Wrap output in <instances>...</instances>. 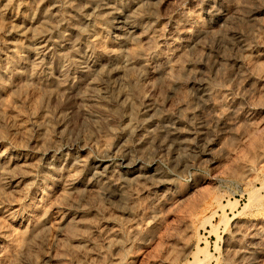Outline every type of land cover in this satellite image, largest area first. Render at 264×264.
<instances>
[{"label":"rangeland","instance_id":"374dc122","mask_svg":"<svg viewBox=\"0 0 264 264\" xmlns=\"http://www.w3.org/2000/svg\"><path fill=\"white\" fill-rule=\"evenodd\" d=\"M7 1L24 5L11 14L1 15ZM33 1L0 0V66L10 65L7 61L16 59L8 52L12 38L4 31L10 23L8 18H14L17 13V20L35 19ZM52 1L49 0V4H55L53 9H57L54 11L57 25L54 20L29 32L47 35L51 42L60 45L63 43L62 51H68L77 43L79 53L85 51L87 41L95 39L94 47L99 56L90 67L76 69V73L71 70L75 79L70 82V91L50 97L47 90H55L52 85L66 68L61 61V52L55 51L45 67L39 69L41 81L29 78L28 68L20 66H13L9 73L0 74V264H84L91 258L99 260V264H106L110 259L111 264H125L126 260L127 264H264V57L254 58L241 47L232 50L224 44L223 55H236L239 61L223 64L217 71H209L204 76L205 90L202 92L212 93L220 104V109H213L196 90L180 85L186 78L181 73L163 79L157 73L152 74L156 65L153 69L151 65L148 72L152 69V79L150 76L147 79L149 73H144L138 62L136 67L137 63L128 57L136 52L134 43L138 47L143 42L128 37L124 28L115 23L111 9L118 5L115 9L122 11L123 16L135 15L137 25L146 29L156 24L168 35L173 29L172 34L177 32L181 20L186 19L187 31L191 29L192 20L199 18L203 21L200 6L205 0H155L150 7L144 0H103L106 3L102 0ZM244 5L260 7L261 13L253 20L238 22L236 28L243 35L240 40L248 45H256L258 41L264 51V0H249ZM167 28L171 29L170 32ZM213 31L215 33L218 29ZM107 50L117 53L106 56L103 52ZM239 70L245 77L252 76L249 79L253 81L259 79L257 83L249 82L260 93L256 91L242 98L237 76ZM86 79L93 84L86 86ZM167 80L170 81L167 83ZM82 96L85 97L83 102L79 100ZM145 98L156 103L161 101L159 105L164 108L163 113L172 118L179 117L178 130H174L169 138L159 131L160 121L153 123L154 126L147 122L148 115L142 109ZM183 100H187L186 103ZM227 103L239 110L233 116H227L231 122L235 120L229 128L222 127L217 121L226 112ZM199 121H203L201 128L196 124ZM76 154L86 159L77 167L79 170L71 162ZM3 155L5 157L1 158ZM132 159L138 161L137 165L132 164ZM98 161L107 165L106 171L119 179L120 187L126 192L103 182L96 185L103 183L105 187L85 188L84 183L92 176L89 170ZM101 170L96 168L103 173ZM72 175L74 178L70 177ZM70 179L78 182L71 190L67 188ZM101 186L106 192L100 189ZM94 192H98L97 197ZM70 215L85 219H79L81 227L71 228ZM154 215L157 219L153 218ZM32 219L39 222L42 219L38 230H32L36 235L30 231ZM107 222V228L111 225L114 230L120 229L116 230L117 244L115 238L106 248V243L99 240V228H106ZM75 233L80 238L77 239ZM94 234L95 240L99 238L96 241ZM74 237L82 244L79 245ZM82 237L88 241L84 242ZM98 240L103 247L99 242L97 244ZM115 245L122 246L115 250ZM234 248L240 251H233ZM114 253L116 255L112 256Z\"/></svg>","mask_w":264,"mask_h":264},{"label":"bare ground","instance_id":"6f19581e","mask_svg":"<svg viewBox=\"0 0 264 264\" xmlns=\"http://www.w3.org/2000/svg\"><path fill=\"white\" fill-rule=\"evenodd\" d=\"M52 1V0H51ZM60 1V0H58ZM71 1V0H69ZM101 1V0H100ZM103 1V0H102ZM106 1V0H105ZM105 1H103L104 3H106ZM141 1V0H140ZM145 3L147 4V7L149 5L152 6L155 4V0H144ZM203 1V0H202ZM206 2H204L201 6H200V12L201 14L204 15V20L202 18L203 21L198 20V19H194L192 18V16H190L192 19V22H191V25L189 26L191 29L189 31L186 30L187 26H188V23L184 20L182 22L181 19V24L179 26V28L177 29V32L174 34H172V30L171 31V34L168 33V35H165L162 31L164 30H160L156 24L152 25L151 27H148L146 29H144L143 27L137 25L136 21H135V15H129L128 17H125L123 16V12L120 11V10H116L115 8H118V5L115 7V8H112V11H113V15L115 16L114 18L116 19L115 23L116 24H120L121 26L120 27H123L124 30L126 31L128 37L132 40V41H135V42H138V41H142L143 43L140 44L138 47L137 45L135 46V43H134V48L136 49V52H133V53H130V56H128L130 59L129 60H132V62H135V63H139V65L141 64V67H143V70L144 73H147L149 70V67L151 66L152 69L154 68V66L156 65V68L154 69L153 71V75L155 73L159 74L163 79H171L173 78V75L175 74H183V76H185V80L183 78V81L182 84L180 83V85H184L186 86V88H193L194 90H196L201 97H204V100L207 101L206 103L209 105L211 104L213 109L217 108V109H220L218 108L220 106V104H218V102L216 101V99L214 97H212V93L211 94H207V93H203L202 91H204L205 89V81H204V76L207 74V72H211V71H217L219 69V67H222L223 64H227V63H230V62H233V64H235V61H239L237 60V57L236 55H232L231 56H225L223 55V47H224V44H228L229 47L232 49V50H235V49H238L241 47V49L243 48L244 51H246L249 55L253 56L254 58H261L262 56L264 57V51L262 49H260V43H256V45H248L247 42L246 43H243V41L240 40V33L239 31L237 30L236 28V25L238 24V22L240 20H243V19H255V16H257L258 14L261 13L260 11V7L259 9H257L256 7H252L249 8L250 6H246L244 5V3H248L249 0H245V2H242L241 0H238V1H241L240 3H238V1L236 0H205ZM34 10L36 11V14L37 16L35 15V19L34 18H31V19H24L23 21L20 20H17L19 19V14H15L13 17L14 18H8V20H10V23H8L5 28H4V31L5 33H7L9 36H12V38L10 39L11 41H9L8 43V47H9V53H11L12 55L15 56V60L14 62H10V61H7V64L9 63L10 65H5V66H0V74H6V73H9L12 69H13V66H20V67H25V68H28V70L30 71V74L28 76H30L29 78H32V79H36L38 80V71L39 69L41 70V67L46 65V63L51 59V56L52 54L55 52V51H58L62 57H61V61L64 65V67H66L65 69L62 70V72L60 73V76H58L57 80L55 81V85H52L55 87V90H47V94H48V97L50 96H53V95H56L57 93L59 92H68L70 91V82L72 83V80L75 79L74 78V75L72 76V73H71V70H75L76 69H86L88 67H90V65H93L95 64V62L98 60V56H99V51L97 49H95V39H90L89 41L86 42V45H85V51L83 53H79L78 49L76 48L77 46V43H74L73 44V47L71 49H69L68 51H62L60 50L61 49V45L63 44H59V42H51V40H49L48 36L47 35H44V34H36V33H32L31 31L29 32V30H33L35 28H38V27H43L44 26V23H52V21L54 22L55 20V23L56 24V19H55V12L56 11L53 9L54 8V5L53 4H49V0H34ZM53 2V1H52ZM55 2V1H54ZM66 2V1H65ZM73 2H75L73 0ZM136 2V1H135ZM139 2V0H138ZM143 2V1H142ZM162 2V1H161ZM256 2V1H255ZM69 3V2H68ZM100 3V2H99ZM251 3V2H250ZM60 4V3H59ZM102 3H100L101 5ZM137 4V3H136ZM142 4V3H141ZM145 4V5H146ZM157 4V3H156ZM251 4H254L251 3ZM24 4L22 3H10L9 1H7L3 6V10L1 12V15L3 14H11V12H13V10H17V9H21L23 7ZM72 5H76V4H72ZM106 5V4H105ZM111 5V4H110ZM59 6V5H58ZM68 6V5H67ZM90 6V5H89ZM98 6V5H97ZM112 6V5H111ZM129 6V5H128ZM135 6V5H134ZM199 6V4H198ZM245 6L248 7L247 9H245ZM73 7V6H72ZM78 7V6H77ZM110 7V6H109ZM125 7V6H124ZM131 7V6H130ZM129 7V8H130ZM25 8V7H24ZM49 8V9H48ZM198 8V7H197ZM133 9V8H132ZM131 9V11H132ZM136 8H134L133 10H135ZM130 10V9H129ZM55 11V12H54ZM128 12V10H126ZM139 12V9L137 10ZM136 11V12H137ZM196 11V10H195ZM135 12V11H134ZM142 12V11H141ZM58 13V12H57ZM140 13V12H139ZM198 13V12H197ZM102 14V13H101ZM112 14V13H111ZM125 14H128V13H125ZM132 14V13H131ZM188 14V13H187ZM194 14V13H193ZM200 13H198L199 15ZM58 15V14H57ZM189 15H192L189 14ZM138 16V14H137ZM182 16V15H181ZM188 16V15H187ZM184 17V16H183ZM186 17V16H185ZM184 17V18H185ZM189 17V18H190ZM195 17V16H194ZM187 18V19H189ZM190 18V19H191ZM176 19V18H175ZM174 19V20H175ZM111 20V19H110ZM113 20V19H112ZM173 20V21H174ZM207 20V21H206ZM170 21V20H169ZM177 21V19H176ZM188 21V20H187ZM205 22H208V23H205ZM177 23V22H176ZM60 24V22L58 23ZM158 24V23H157ZM172 24V23H171ZM170 24V25H171ZM57 25V24H56ZM159 25V24H158ZM174 26V25H173ZM176 26V25H175ZM174 26V27H175ZM57 27V26H56ZM177 27V26H176ZM163 28V27H162ZM218 29V31H216L214 33V29ZM168 29V28H167ZM166 29V31H167ZM170 29V28H169ZM168 29V32H170ZM171 30V29H170ZM176 30V28H175ZM165 31V32H166ZM174 32V31H173ZM189 32V33H188ZM167 34V33H166ZM259 35V34H258ZM243 36V35H241ZM262 36V35H261ZM261 36H258L260 37L261 39ZM16 37V38H15ZM48 37V38H47ZM94 38V37H93ZM263 38V37H262ZM85 39V38H84ZM227 39V41H225ZM258 39V38H257ZM264 40V39H262ZM261 40V42H262ZM60 41V40H59ZM84 41V40H83ZM225 41V42H224ZM260 41V40H259ZM62 42V40H61ZM60 42V43H61ZM64 42V41H63ZM76 42V40H75ZM79 42V41H77ZM252 43V42H251ZM131 44V43H130ZM81 45V44H80ZM131 46V45H130ZM128 46V47H130ZM133 46V45H132ZM137 47V48H136ZM263 47V46H262ZM261 47V48H262ZM110 48V47H109ZM133 48V49H134ZM105 49V48H104ZM103 49V50H104ZM114 49V48H113ZM102 50V49H101ZM131 50V48H130ZM117 51V50H116ZM81 52V51H80ZM229 52V51H228ZM103 53L106 54V56H110L112 57V55L115 53L114 50H107V51H104ZM117 53V52H116ZM115 53V54H116ZM138 55L136 56L135 54ZM59 54V55H60ZM102 54V53H100ZM119 54V53H118ZM228 54V53H226ZM237 54V53H235ZM114 56V55H113ZM263 59V58H262ZM4 60V59H3ZM11 60V59H10ZM234 60V61H232ZM245 60V59H244ZM243 60V61H244ZM261 60V59H260ZM128 61V60H127ZM241 61V60H240ZM250 61V60H249ZM257 61V59H256ZM129 62V61H128ZM248 62V60L246 61ZM245 62V63H246ZM264 62V61H263ZM130 63V62H129ZM134 63V65H135ZM138 63L136 65V67L138 66ZM241 63V62H240ZM239 63V64H240ZM244 63V64H245ZM250 63V62H249ZM248 63V65H249ZM133 65V63H131ZM130 64V65H131ZM49 65V64H48ZM232 65V64H231ZM242 65V64H240ZM9 66V67H8ZM238 66V65H237ZM251 66V64H250ZM248 66V67H250ZM63 67V68H64ZM244 66H242L241 68L243 69ZM247 67V66H245ZM15 68V67H14ZM239 68V69H241ZM138 70V68H136ZM140 69V68H139ZM151 69V68H150ZM152 69H151V72H152ZM46 70V69H45ZM44 70V71H45ZM100 70V69H99ZM248 70H250V68H248ZM140 71V70H139ZM241 70H239V72L237 71V76L238 78L240 79L239 80V87H240V95L242 96V98L246 97V96H249L248 94H251L253 92H258V88H253L251 86V82H249V80H252V79H249L250 77H245L244 76V72H240ZM244 71V70H243ZM73 72V71H72ZM82 72V71H81ZM151 72L149 73V75L147 74V79L148 77L150 76L151 77ZM246 72V71H245ZM43 73V72H42ZM76 73V72H75ZM249 73V72H248ZM264 73V72H263ZM262 73V74H263ZM80 74V73H79ZM151 74V75H150ZM216 74V73H214ZM260 73V75H262ZM42 75V74H41ZM78 75V74H77ZM246 75V74H245ZM255 75V74H254ZM258 75V74H256ZM182 76V77H183ZM232 77V75H230ZM229 76V77H230ZM41 77V76H40ZM146 77V75H145ZM180 77V76H179ZM144 78V77H143ZM217 78V77H216ZM257 77H255L256 79ZM40 79V78H39ZM44 79V78H43ZM146 79V78H145ZM152 79V77H151ZM162 79V80H163ZM176 79V78H175ZM220 79V78H219ZM254 79V77H253ZM258 79V78H257ZM46 80V79H45ZM237 80V79H236ZM41 81V79H40ZM44 81V80H42ZM168 81L170 80H167L166 82L168 83ZM178 81V80H177ZM253 81V80H252ZM256 82V80H254ZM253 81V82H254ZM259 81V79L257 80V82ZM261 81V79H260ZM264 81V80H262ZM83 82V81H82ZM85 82V81H84ZM220 82L219 80H217V83ZM252 82V83H253ZM256 82V83H257ZM37 83V82H36ZM91 81L86 79V82H85V85L88 86V85H91ZM177 82H175V85H176ZM237 83V82H236ZM93 84V83H92ZM178 84V83H177ZM220 84V83H219ZM235 84V83H234ZM83 85V86H85ZM178 85V86H180ZM217 85V84H216ZM256 85V84H255ZM259 85V84H258ZM0 86H1V82H0ZM85 86V88H86ZM171 86L172 83H171ZM177 86V87H178ZM208 86V85H207ZM218 86V85H217ZM223 86V85H222ZM48 87V85H47ZM46 87V88H47ZM176 87V86H175ZM212 87V86H211ZM235 87V86H234ZM170 88V87H169ZM179 88V87H178ZM184 88V87H182ZM217 88V87H216ZM263 88V87H262ZM236 89V88H235ZM225 89H223L224 91ZM229 90V89H228ZM263 90V89H262ZM46 91V90H45ZM184 91V89L182 90ZM186 91V90H185ZM226 91V90H225ZM237 91H238V88H237ZM236 91V92H237ZM150 93V91H148ZM174 92V91H173ZM220 93V92H219ZM231 93V92H230ZM233 93V92H232ZM231 93V94H232ZM260 93V92H258ZM262 93V92H261ZM264 93V92H263ZM146 94V92H145ZM222 94V93H221ZM220 94V95H221ZM255 94V93H254ZM46 95V94H44ZM143 95V94H142ZM153 95V94H151ZM218 95V94H217ZM218 95V96H220ZM239 95V96H240ZM233 96V95H231ZM238 96V97H239ZM76 97L78 98V96L76 95ZM143 97V96H142ZM148 97V96H147ZM153 97V96H151ZM257 97V96H256ZM219 98V97H218ZM237 98V97H236ZM240 98V97H239ZM140 99H141V95H140ZM144 99V98H143ZM155 99V98H154ZM220 99V98H219ZM225 98L223 97V100ZM233 99V97H232ZM238 99V98H237ZM252 99V98H251ZM80 101H84L85 100V97H80L79 98ZM228 100V99H227ZM231 100V98H230ZM246 100V99H245ZM249 100V99H248ZM253 100V99H252ZM143 101V100H142ZM158 101V100H157ZM178 101V100H177ZM186 101L187 100H183ZM220 101V100H218ZM250 101V100H249ZM254 101V100H253ZM144 104H143V112L148 115V123H152V126L153 123L155 124L157 121H160L159 123L162 125L160 126V130L159 131H162L164 135H166V137H170V135L172 136L173 131L174 130H178L177 126L179 127V124H180V120H179V117L178 118H172L171 116H168L167 114L163 113L164 111V108H161L162 106L159 105V103L161 101H158V103H156V101H152L150 100V98H145V101H143ZM141 102V103H143ZM223 102H226V101H223ZM222 102V103H223ZM229 102V101H228ZM234 102V101H233ZM248 102V101H247ZM252 102V101H251ZM250 102V103H251ZM181 102H179L178 104H180ZM184 103V104H185ZM188 103V102H187ZM183 104V102L181 103ZM224 104V103H223ZM228 104V103H227ZM226 104V105H227ZM254 104V103H253ZM141 105V104H140ZM163 105V104H162ZM187 105V104H186ZM240 105V103L238 104ZM245 105V104H244ZM242 105V106H244ZM264 105V104H263ZM178 106V105H177ZM180 106V105H179ZM260 106V105H259ZM165 107V105H164ZM176 107V106H175ZM210 107V106H209ZM239 107V106H238ZM245 107V106H244ZM262 107V105H261ZM141 108V106H140ZM185 108V107H184ZM183 108V110H184ZM250 108V107H249ZM248 108V109H249ZM166 109V108H165ZM186 109V108H185ZM247 109V108H246ZM250 110V109H249ZM140 111V110H139ZM181 111V110H180ZM215 112V110H213ZM213 111H212V114H213ZM226 112H222L223 116L222 117H219V119L217 120L220 124H222L223 126L222 127H225V128H229L230 126H233L232 123H234V121H230L229 118H227L228 115H232L233 114H236L239 112V110L233 105V104H228L227 107H226ZM157 112V113H156ZM165 112V111H164ZM168 112H170L168 110ZM218 112V111H217ZM220 112V110H219ZM246 112V111H245ZM254 112V111H253ZM251 113V112H250ZM143 114V113H142ZM145 115V117H146ZM173 115V114H172ZM217 115V114H216ZM215 115V116H216ZM219 115V114H218ZM221 115V114H220ZM198 116V115H197ZM200 116V115H199ZM236 116V115H235ZM234 116V117H235ZM248 116V115H246ZM231 117V116H230ZM240 117V116H238ZM34 118V117H32ZM203 119V116L201 117ZM242 118V117H241ZM250 118V117H249ZM198 119V118H197ZM235 119V118H234ZM244 119V118H243ZM204 120V119H203ZM250 120V119H249ZM241 122V120H239ZM243 121V120H242ZM216 122V121H215ZM145 123V122H144ZM148 123H146L148 125ZM217 123V122H216ZM157 124V123H156ZM159 124V125H160ZM198 125V128H201L202 125H203V121H199L198 123H196ZM218 124V123H217ZM206 125V123H204V126ZM237 125V124H236ZM141 126V125H140ZM182 126V125H181ZM143 127V126H142ZM149 127H151L149 125ZM48 128V127H47ZM144 128H147V127H144ZM141 129V128H140ZM139 129V130H140ZM149 129V128H147ZM145 130V129H144ZM149 131V130H148ZM232 132V131H231ZM157 133V132H155ZM158 134V133H157ZM154 135V134H153ZM156 135V134H155ZM156 138V136H155ZM152 139V138H151ZM161 139V138H160ZM174 139V138H173ZM144 140V139H143ZM148 141V140H147ZM151 141V140H150ZM145 143V142H144ZM160 143V142H159ZM162 143V142H161ZM160 143V144H161ZM139 146V145H138ZM140 147V146H139ZM159 147V146H158ZM163 147V146H162ZM160 148V147H159ZM161 149V148H160ZM9 151V150H8ZM2 154V153H1ZM5 154V153H3ZM75 154V153H74ZM6 155V154H5ZM136 156V155H135ZM134 156V157H135ZM5 157L4 155L1 157L3 158ZM7 158V157H6ZM5 158V160H6ZM15 158V156H14ZM58 158V157H56ZM60 158V157H59ZM86 158V157H85ZM133 158V156H132ZM138 158V157H137ZM72 163L74 164V166L77 167H80L84 164V162H86L85 160L82 159V157H80L78 154L74 155L72 157ZM88 159V158H87ZM61 160V159H60ZM59 161V160H58ZM132 164L135 166L137 165V162L136 160L132 159ZM2 162V161H1ZM103 162V161H102ZM102 162H99L98 163H94L92 165V169H90L89 171H91L92 173V176H91V179L87 180L86 183H84L85 185V188H88V189H92L95 186H98L96 185L97 182L101 183H105L107 186L110 184V185H113L115 186L116 188L115 189H122L120 187V183H119V179H115L114 178V175L111 174L109 171H106V166L107 165H104ZM2 164V163H1ZM5 163H3L4 165ZM7 164V163H6ZM72 164V165H73ZM89 164V163H88ZM106 164V162H105ZM73 166V168H74ZM3 167V166H2ZM5 167V166H4ZM90 167V165H89ZM74 168V169H76ZM88 168V166H87ZM96 168H101L103 171V173H99V171H96ZM108 168V167H107ZM73 169V170H74ZM78 169V168H77ZM89 169V168H88ZM109 169V168H108ZM111 169V168H110ZM79 170V169H78ZM76 170V171H78ZM100 171V172H101ZM113 171V170H112ZM111 171V172H112ZM81 172V171H80ZM87 172V169L86 171ZM85 172L83 173L85 175ZM104 172H106V175H104ZM77 173V172H76ZM89 173V172H88ZM90 173V174H91ZM115 173V172H114ZM79 174V173H77ZM81 175V174H80ZM87 175V174H86ZM5 176H3L4 178ZM70 177H73L70 176ZM69 177V178H70ZM78 177V176H77ZM76 177V178H77ZM74 178V177H73ZM86 178V176H85ZM83 178V179H85ZM88 178V177H87ZM130 178V177H129ZM8 179V178H6ZM79 179V178H78ZM135 179V178H134ZM10 180V179H9ZM8 180V181H9ZM72 179H70L71 181ZM131 180V179H130ZM6 181V180H5ZM4 181V182H5ZM11 181V180H10ZM9 181V182H10ZM84 181V180H83ZM132 181V180H131ZM76 182V179L75 180H72L71 182L68 181V187L67 188H72V186L74 185V183ZM81 182H82V179H81ZM17 183V182H16ZM78 183V182H76ZM102 183V184H103ZM8 184V182H7ZM67 184V183H66ZM82 184V183H81ZM100 184V185H102ZM122 184V183H121ZM11 185V184H10ZM77 185V184H75ZM99 185V186H100ZM105 185V186H106ZM15 186V185H14ZM79 186V185H78ZM98 186V187H99ZM104 186V185H102ZM100 189H104V187H102ZM66 187V186H65ZM76 187V186H75ZM79 187H82V186H79ZM67 188H65L67 190ZM77 188V187H76ZM123 188H124V185H123ZM65 189H63L65 191ZM74 189V188H73ZM95 189H99V188H95ZM111 189V188H110ZM125 189V188H124ZM107 190V189H106ZM109 190V189H108ZM123 190V189H122ZM69 191V190H68ZM86 192V190H84ZM96 191V190H95ZM104 191V190H103ZM125 191V190H123ZM91 192V191H90ZM106 192V191H104ZM122 192V191H120ZM126 192V191H125ZM67 193V192H65ZM87 193V192H86ZM95 193V192H94ZM98 193V192H96ZM95 193V195H96ZM100 193L102 194V192L100 191ZM99 193V195H100ZM118 193V192H117ZM124 193V192H123ZM123 193H120V195H122ZM160 193V192H159ZM163 193V192H162ZM168 193V192H167ZM89 194V192H88ZM157 194V193H156ZM156 194H154L153 196H155ZM93 196V192L91 194ZM104 195V193H103ZM126 195V194H125ZM161 195V194H160ZM88 196V195H87ZM86 196V197H87ZM98 195H96L97 197ZM108 196V195H107ZM163 196V194H162ZM160 196V197H162ZM165 196V195H164ZM168 196V195H167ZM155 198V197H154ZM87 199V198H86ZM156 199V198H155ZM160 199V198H159ZM159 199H156L157 201ZM152 200V198H151ZM87 201V200H86ZM150 201V200H149ZM153 201V200H152ZM157 201H153V202H157ZM161 201V200H159ZM165 202V201H163ZM87 203V202H86ZM151 203V202H150ZM85 204V203H84ZM154 204V203H153ZM72 205V204H71ZM81 205V204H80ZM152 205V204H151ZM157 205V204H155ZM160 205V203L158 204ZM163 205V203H162ZM67 206V205H66ZM65 206V207H66ZM74 206V205H73ZM150 206V205H149ZM81 207V206H80ZM152 208V206H150ZM158 207V206H157ZM155 207V208H157ZM160 207V206H159ZM78 208V207H77ZM140 208V207H139ZM154 208V209H155ZM82 209V208H81ZM153 209V208H152ZM159 209V208H158ZM67 210V207L66 209ZM138 210V209H137ZM151 210V209H150ZM68 211V210H67ZM70 211V210H69ZM78 211V210H77ZM149 211V210H148ZM147 211V212H148ZM144 212V211H143ZM151 212V211H149ZM149 212L147 213L149 215ZM141 213V212H139ZM78 214V213H77ZM80 214V213H79ZM83 214V213H82ZM81 214V215H82ZM146 214V213H145ZM150 214H153L152 212ZM68 215V214H67ZM73 215V214H72ZM70 215V216H72ZM76 215V213L74 214ZM137 215V214H136ZM144 215V213H143ZM69 216V217H70ZM80 216V215H79ZM78 216V217H79ZM138 216V215H137ZM150 216V215H149ZM149 216H148V219H149ZM74 217V216H72ZM70 217V223L69 224L71 226L72 229H76L77 225L80 224V220L81 217L78 219L76 217L72 218ZM108 217V215H107ZM111 217V216H110ZM136 217V216H135ZM139 217V216H138ZM140 217H142V215H140ZM145 217V216H144ZM156 216L154 215L153 218H155ZM159 217V215H158ZM76 218V219H75ZM36 219V218H35ZM78 219V220H77ZM134 219V218H132ZM131 219V221H133ZM151 219V218H150ZM157 219V217H156ZM33 220V219H32ZM68 220V219H67ZM81 220H85L84 218H82ZM135 220V219H134ZM155 220V219H154ZM42 219H40V222L38 220H33L32 223H31V226H30V232L31 234H33L34 230H38V226H40V223H41ZM99 221V220H98ZM105 221V220H104ZM114 221V220H113ZM137 221V220H136ZM134 221V222H136ZM152 221V219H151ZM112 222V221H111ZM128 222V221H126ZM133 222V223H134ZM157 222V221H156ZM68 223V221L66 222ZM82 223V222H81ZM98 223V222H97ZM95 223V224H97ZM106 223V222H105ZM103 223V224H105ZM117 223V222H115ZM120 223V222H119ZM44 224V223H43ZM42 224V225H43ZM100 224V223H99ZM102 224V223H101ZM113 224V223H112ZM118 224V223H117ZM128 224V223H127ZM125 224V225H127ZM136 226H137V223H135ZM150 224V223H149ZM148 224V225H149ZM156 224V223H155ZM68 225V226H69ZM119 225V224H118ZM117 225V226H118ZM152 225V223L150 224ZM81 227V225H78ZM83 226V225H82ZM98 226V225H96ZM102 226V225H101ZM100 226V227H101ZM104 226V225H103ZM108 222H107V225H106V228L105 227H101L99 228V237H101V239H99L97 237V239L101 240V243H106V248L107 246L109 247L111 245V242L117 237L118 238V235H117V232L116 230H114V228L112 229L110 226V228L108 227ZM128 226V225H127ZM131 226V225H130ZM133 226V225H132ZM89 227V226H88ZM94 227V225H93ZM113 227V226H112ZM135 227V225H134ZM134 227H131V229ZM248 227V226H247ZM250 227V226H249ZM40 228V227H39ZM244 228V226H243ZM253 228V227H252ZM41 229V228H40ZM70 229V228H69ZM90 229V228H89ZM96 229V228H95ZM93 229V230H95ZM120 229V228H119ZM249 229V228H248ZM33 230V231H32ZM92 230V231H93ZM139 230V229H138ZM132 231V230H130ZM247 231V230H246ZM249 231V230H248ZM73 232V231H72ZM77 232V231H76ZM86 232V231H85ZM95 232V231H94ZM93 232V233H94ZM98 232V230H96V233ZM134 232V230H133ZM138 231H136L137 233ZM240 232V231H239ZM238 232V233H239ZM244 232V231H243ZM254 233V229L252 231ZM258 232V231H257ZM70 233V231H69ZM82 232H80L81 234ZM92 233V234H93ZM95 233V234H96ZM120 233V236L122 235L121 232ZM237 233V234H238ZM250 233V232H249ZM27 234V233H26ZM36 235V233H34ZM76 237H77V233H75ZM94 234V235H95ZM130 234V233H129ZM242 234V232H241ZM245 234V233H244ZM257 234V233H256ZM255 234V235H256ZM89 235V234H88ZM117 235V236H116ZM133 236H135L136 234H132ZM138 235V234H137ZM249 235V234H248ZM247 235V236H248ZM252 235V234H251ZM254 235V234H253ZM87 237V234L85 235ZM119 236V238H120ZM124 236V235H123ZM131 236V235H130ZM131 236V238L133 237ZM243 236V235H242ZM257 236V235H256ZM31 237V236H30ZM79 237V236H78ZM77 237V239H78ZM84 237V236H83ZM82 237V238H83ZM250 237V236H249ZM75 238V237H74ZM80 238V237H79ZM81 238V239H82ZM88 238V237H87ZM96 238V235L94 237V240ZM116 238V244H117V239ZM131 238H129L131 240ZM84 239V242L86 241L85 238ZM96 239V240H97ZM251 239V238H250ZM74 240V239H72ZM90 240V239H89ZM95 240V241H96ZM97 241V244L99 242L100 244V241ZM126 240V239H125ZM75 241H76V238H75ZM78 241V240H77ZM76 241V242H77ZM81 241V240H79ZM78 241V242H79ZM88 241V240H87ZM86 241V242H87ZM93 241V240H92ZM133 241V240H132ZM257 241V239H256ZM77 242V243H78ZM129 242V241H128ZM127 242V243H128ZM82 244V242H80ZM90 243V242H89ZM92 243V242H91ZM110 243V244H109ZM115 243V242H114ZM120 243V242H119ZM79 244V243H78ZM77 244V245H78ZM79 244V245H81ZM86 245V243H83ZM88 244V243H87ZM93 244V243H92ZM96 244V245H97ZM129 244V243H128ZM89 245V244H88ZM101 245V244H100ZM125 245V244H124ZM123 245V246H124ZM87 246V245H86ZM83 247L84 249L87 248V247ZM99 246V245H98ZM102 247L104 245H101ZM116 246V245H115ZM122 246V245H121ZM120 246V247H121ZM126 246V245H125ZM245 246V245H244ZM243 246V247H244ZM101 247V248H102ZM114 247V246H113ZM118 247V245L115 247V250L116 248ZM120 247L119 250H120ZM247 247V246H246ZM238 248V247H237ZM110 249V248H109ZM112 249V248H111ZM243 249V248H242ZM86 250V249H85ZM98 250V248H97ZM114 250V252H115ZM231 250V249H230ZM236 250V248L233 249V251ZM84 251V250H83ZM95 251V250H94ZM103 251V250H102ZM105 251V250H104ZM236 251H240V249H237ZM235 251V252H236ZM98 252V251H97ZM95 252V253H97ZM107 252V251H106ZM105 252V254H106ZM113 252V250H112ZM234 252V253H235ZM245 252V251H244ZM243 252V254H244ZM86 253V252H85ZM89 253V252H88ZM94 254V252H91ZM99 253V252H98ZM101 253V251H100ZM109 253V252H108ZM107 253V254H108ZM119 253V252H118ZM232 253V252H231ZM234 253L232 255H234ZM102 254V253H101ZM104 254V255H105ZM117 254V252H116ZM114 253V255L112 254V256H115L116 255ZM238 254V253H237ZM241 254V253H240ZM239 254V255H240ZM250 254V253H249ZM99 255V254H97ZM111 255V254H110ZM90 256V255H89ZM93 255H91L90 257H92ZM100 256V255H99ZM98 256V257H99ZM235 256V255H234ZM233 256V257H234ZM242 256V255H240ZM244 256V255H243ZM242 256V257H243ZM97 257V258H98ZM111 257V256H110ZM107 260H109V258ZM127 257V256H126ZM232 257V258H233ZM102 258V257H101ZM105 258V257H104ZM112 258V257H111ZM119 258V256H118ZM117 258V259H118ZM123 258V257H122ZM235 259L237 257H234ZM240 258V257H238ZM245 258V257H244ZM100 259V258H98ZM103 259V258H102ZM113 259V258H112ZM87 259H85L86 261ZM104 260V259H103ZM116 260V259H115ZM123 260V259H122ZM244 260V259H243ZM246 260V259H245ZM99 261V260H98ZM96 260V258H91L90 260H87L84 264H99ZM105 261V260H104ZM111 261V259L109 260V262ZM114 261V259H113ZM120 261V259H119ZM127 261V260H126ZM126 261L124 262L125 264ZM100 262H101V259H100ZM103 262V261H102ZM106 262V261H105ZM107 262V263H109ZM74 263V262H73ZM106 263V264H107ZM112 263V261L110 262V264ZM121 263V262H119ZM129 263V262H128ZM103 264H105L103 262ZM118 264V263H117Z\"/></svg>","mask_w":264,"mask_h":264}]
</instances>
